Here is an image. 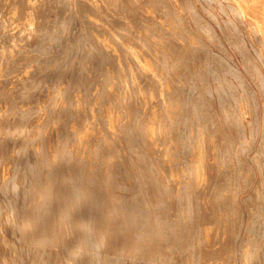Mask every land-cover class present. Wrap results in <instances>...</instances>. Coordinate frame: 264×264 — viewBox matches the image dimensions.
<instances>
[{
	"label": "bare ground",
	"instance_id": "obj_1",
	"mask_svg": "<svg viewBox=\"0 0 264 264\" xmlns=\"http://www.w3.org/2000/svg\"><path fill=\"white\" fill-rule=\"evenodd\" d=\"M221 1L218 9L229 17L226 28L211 11L207 15L219 30L189 4L197 29L223 51L222 56H210L201 35L193 36L204 64L202 78L205 82L211 76L220 84L222 120L237 124L249 112V129L261 136L264 145V0ZM60 2L67 12L69 0ZM44 4V0H0V264H64L65 253L71 264L81 257L94 264L100 253L158 264L162 257L192 247L193 256L200 258L202 244L211 239L209 228L203 226L195 198L183 196L181 186L183 176L190 184H203L201 160L178 163L169 140L178 123L159 118L154 96L139 90L135 74L125 87L136 89L142 117L120 152V139L128 128L116 106L103 101L107 81L120 80L108 75L109 66L120 60L119 52L108 39L91 53L80 47L79 76L74 83H61L60 76L72 63L61 66L44 47L49 38ZM169 37L175 42V54L168 68L188 69L184 45L175 33ZM150 61L156 59L142 57L137 68L150 71ZM51 79L56 83H47ZM160 90L162 105L169 107L170 97ZM179 95L184 115L198 108L211 112L205 99ZM65 111L71 120L66 125L60 124ZM77 111L90 121H82ZM259 153L264 160L262 148ZM123 192L136 197L129 200ZM223 211L224 206L215 204L208 214L224 225ZM194 262L198 264V259Z\"/></svg>",
	"mask_w": 264,
	"mask_h": 264
},
{
	"label": "rangeland",
	"instance_id": "obj_2",
	"mask_svg": "<svg viewBox=\"0 0 264 264\" xmlns=\"http://www.w3.org/2000/svg\"><path fill=\"white\" fill-rule=\"evenodd\" d=\"M206 1L69 0L70 7L66 12L60 0H44L45 32L49 37L44 47L61 66L71 61V67L65 68L59 80L61 83H74L80 71V47L91 53L93 47L108 39L120 57L118 64L109 66L108 75L110 79L119 77L120 80L107 81L103 101L112 102L116 106L126 122L125 128H128L127 134L120 139L119 151L123 152L125 145L129 144L132 128L142 117L137 109V91L129 86L132 83L129 77L132 78L135 74L139 75L135 76L139 90L154 96L153 102L159 118L178 123L173 137L171 135L169 139L173 143L174 156L178 163L186 165L191 161L196 164L198 158L201 160V165L205 168L203 184H190L188 176H183L181 193L185 197L195 198L205 220L203 226L209 228L210 242L208 245L202 244L204 254L200 258L193 256L195 250L192 247L188 252L180 249L177 256L162 257L158 264H195L196 258L198 264H264V210H259L258 206L264 204V167H261L264 160H261L259 153L260 148L264 150V145L260 144L261 136L253 134L249 129V112L237 124L232 120H222L219 105V95L222 93L220 84L211 76L203 81L204 64L193 44V36L201 35L200 42L207 48L210 56H222L223 51L220 44L213 39L209 40L197 29L189 4H194L199 11H203L206 19H210L207 15L211 11L222 28H226L225 22L229 21V17L218 9L221 0H211L210 5ZM147 10L157 14L154 13L155 17L146 16L144 12ZM209 21H212L214 29L219 30L213 19ZM228 28L232 29V25L228 24ZM173 33L184 45L188 69L185 66L168 68L175 54V42L169 37ZM227 51L234 55L228 45ZM142 57L156 59L155 62H147L150 71L137 68V62ZM47 83L56 81L51 79ZM125 83L129 84L127 88ZM232 84L237 87L236 83ZM246 84L255 87L254 83ZM49 86L52 87L53 84ZM159 89L170 97L165 98L170 104L169 107L162 105L164 99L159 94ZM180 93H186L190 100L197 97L205 99L211 112L206 113L204 108H198L190 115H184ZM66 112L61 113L60 124L64 122L66 125L67 121H71ZM76 113L82 121H90L83 111ZM131 146L136 148V141ZM123 194L129 200L136 197L132 192ZM215 204L224 206L223 213L227 218L224 225L217 216L215 218L208 214L209 208ZM73 239L70 237L68 242H73ZM195 245L200 247L199 243ZM109 254L107 258L100 253L99 257H95L94 264H142L134 259ZM63 259L64 264L72 262L66 253ZM75 264L89 263L81 257L80 260H75Z\"/></svg>",
	"mask_w": 264,
	"mask_h": 264
}]
</instances>
